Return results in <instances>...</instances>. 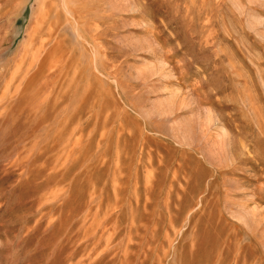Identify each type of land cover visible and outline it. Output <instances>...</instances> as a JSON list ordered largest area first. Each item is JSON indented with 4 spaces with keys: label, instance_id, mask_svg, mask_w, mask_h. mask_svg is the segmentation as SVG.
<instances>
[{
    "label": "rangeland",
    "instance_id": "obj_1",
    "mask_svg": "<svg viewBox=\"0 0 264 264\" xmlns=\"http://www.w3.org/2000/svg\"><path fill=\"white\" fill-rule=\"evenodd\" d=\"M0 264H264V0H0Z\"/></svg>",
    "mask_w": 264,
    "mask_h": 264
},
{
    "label": "bare ground",
    "instance_id": "obj_2",
    "mask_svg": "<svg viewBox=\"0 0 264 264\" xmlns=\"http://www.w3.org/2000/svg\"><path fill=\"white\" fill-rule=\"evenodd\" d=\"M64 1V0H63ZM71 11V10H70ZM43 15V14H42ZM44 18V17H43ZM78 18V17H77Z\"/></svg>",
    "mask_w": 264,
    "mask_h": 264
}]
</instances>
